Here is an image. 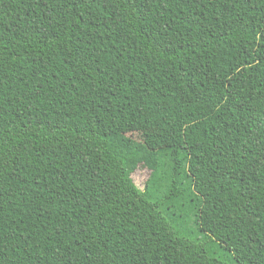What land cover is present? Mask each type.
I'll return each instance as SVG.
<instances>
[{
	"label": "trees",
	"instance_id": "trees-1",
	"mask_svg": "<svg viewBox=\"0 0 264 264\" xmlns=\"http://www.w3.org/2000/svg\"><path fill=\"white\" fill-rule=\"evenodd\" d=\"M0 264H264V0H0Z\"/></svg>",
	"mask_w": 264,
	"mask_h": 264
},
{
	"label": "rangeland",
	"instance_id": "rangeland-1",
	"mask_svg": "<svg viewBox=\"0 0 264 264\" xmlns=\"http://www.w3.org/2000/svg\"><path fill=\"white\" fill-rule=\"evenodd\" d=\"M130 137L135 139L136 141H141L151 148H159L161 143L160 135L157 133H143V134H130ZM163 145V143H162ZM148 177V172L145 170H139L136 175L134 176L135 181L138 183H143L146 181Z\"/></svg>",
	"mask_w": 264,
	"mask_h": 264
}]
</instances>
